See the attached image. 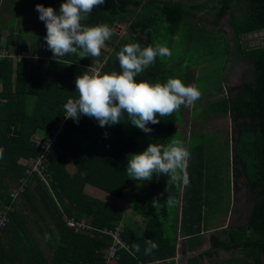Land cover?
Returning <instances> with one entry per match:
<instances>
[{
    "label": "trees",
    "instance_id": "trees-1",
    "mask_svg": "<svg viewBox=\"0 0 264 264\" xmlns=\"http://www.w3.org/2000/svg\"><path fill=\"white\" fill-rule=\"evenodd\" d=\"M31 1L28 9L20 4L10 11L3 8L5 0H0V49L26 50L36 56L16 61L15 92L8 93L7 101L0 100V112H5L3 117L0 113V214L6 216L0 224V264H107L105 254L118 226L130 251H136L131 231L120 226L124 210L88 195L86 183L114 195H129L128 205L147 219L143 237L148 242L156 240L159 246L168 242L174 252L180 230L188 240L202 243L209 211L219 201L211 193L222 173L216 164L220 158L227 161L226 171L233 173L230 227L212 232L211 247L197 259L223 249L232 253L230 264H264V39L254 36L264 31V0H104L93 6L88 17L90 23L112 28L100 55L66 54L61 63L46 47L45 25L35 9L40 3L56 10L60 0ZM5 12L11 18L1 22ZM117 25L125 27L124 35ZM4 30L9 31L6 37ZM178 40L182 51L175 47ZM132 41L142 47L161 44L170 50L169 56L156 57L135 79L162 82L175 76L185 84L209 83L212 90L225 81L224 64L217 71L218 79L215 73L197 77L196 69L205 62L230 59L232 66L239 67L238 83L216 98L201 90L193 105L160 117L149 133L126 122V113L121 117L125 121L104 127L80 115L64 127L60 147L49 151L47 179L34 172L21 183L26 167L19 160L39 154L34 136L47 139L57 126L63 103L78 95L75 77L83 71L90 73L88 67L101 61L102 73L120 71L116 53ZM15 70L13 59H0L4 87L0 97L12 87ZM30 95L35 96L31 106ZM183 111L189 112L190 120L202 121L201 126L211 117L229 114V162L227 150L214 146V136L190 127V155L184 171L187 183L182 178L169 182L165 175L153 174L142 182L127 176L128 153L142 151L152 141L179 140L184 145L183 128L188 120ZM240 191L243 194L238 197ZM153 198L158 199L156 207ZM66 217L86 226L76 230ZM118 252L130 255L126 249Z\"/></svg>",
    "mask_w": 264,
    "mask_h": 264
},
{
    "label": "clouds",
    "instance_id": "clouds-1",
    "mask_svg": "<svg viewBox=\"0 0 264 264\" xmlns=\"http://www.w3.org/2000/svg\"><path fill=\"white\" fill-rule=\"evenodd\" d=\"M104 0H60L58 9L51 5L37 3L35 9L38 19L45 25V41L52 58L61 63L66 54L78 57H97L105 41L112 35V28L104 23H85L93 6L103 4ZM170 55L168 47L155 44L141 46L138 42L125 43L116 53L120 71L87 72L83 71L74 79L75 98L69 97L62 108L65 118L74 121L80 115L96 120L99 126L112 125L123 120L144 133L151 131V125L178 110L181 106H191L200 96V90L185 84L175 76L164 81L150 82L135 79L144 68L152 64L156 57ZM71 62V61H70ZM63 63V64H68ZM189 151L179 140L167 143L149 142L139 152L128 153L125 166L126 175L137 182L156 176L165 175L169 182L182 178L188 163ZM158 199H152L157 206ZM139 250L138 245H133ZM157 247L155 242H148L144 249L147 254Z\"/></svg>",
    "mask_w": 264,
    "mask_h": 264
},
{
    "label": "crops",
    "instance_id": "crops-1",
    "mask_svg": "<svg viewBox=\"0 0 264 264\" xmlns=\"http://www.w3.org/2000/svg\"><path fill=\"white\" fill-rule=\"evenodd\" d=\"M118 27H122V25H117L116 28ZM260 34L262 33H255L254 36H259ZM209 63L210 62H205L199 65V67L196 69L197 77L206 75L209 72V70L212 69ZM230 65L231 64L229 61V64L225 67L224 77L226 78L227 74H229L230 76L229 78L231 79ZM15 68H16V61L14 60V70ZM234 68H235L234 70L235 73H233L232 77H233V80L236 81L239 78L237 75H239L240 73L237 74L239 67H234ZM204 70H207V71L202 73V71ZM16 76L17 74L15 70L12 74V87H9L10 90H6L7 94L0 97V100L2 102L7 101L9 97L8 93L15 92ZM221 83H222V87L215 88L217 91V94H213L214 91L212 92L211 90H209L210 89L209 83H201L196 86L195 81H193L192 85L196 86L199 90L200 88L202 89V87H204L202 89V92L204 93V95H211L212 98L213 97L215 98L219 95L225 94L227 92L226 91L227 88L234 85L235 83H238V81L235 83H230L227 86L224 85V81H222ZM3 89H4L3 84L2 82H0V92H2ZM34 98H35L34 95L32 96L30 95V97L27 99L29 101V105L33 102ZM30 106H29V109H30ZM0 113H2V117L5 115V112L1 111ZM229 121H230V139H227V140L224 139L222 142L215 141L214 143V146L217 149L221 148V149L227 150L228 162L231 157V144H232L231 118ZM189 129L190 127L188 125L187 126L185 125L183 128V133L185 135L184 146L186 148L188 144ZM34 138L38 140L39 138H41V136L39 134H36ZM29 160L30 159L22 158L19 160V162L25 165ZM69 169L71 171L74 170L73 166L71 165H69ZM183 175L184 173L181 176ZM227 178L229 180V186L226 188V191H225V197H226L227 204L225 206H221L222 208H219V206L216 204H213V206L211 207V210L209 211L208 217L205 221V228L203 229L204 231L201 232L204 238L202 243L200 242L197 243L194 240L193 241L188 240L186 237L183 236L182 233H180V230H179V233H178V236L175 242L176 245L174 248V252H173V249H171V247L168 245L169 244L168 242H165L161 246H159L156 240L151 239L153 241H149V242H155L157 247L155 249H152L147 254L144 252V249L147 246L148 241L145 240V238L143 237V233L146 228L147 219L140 212H138L135 208L128 205V201L130 200L129 195L123 196V197L114 195L91 183H86L84 185V191L88 195L99 198L107 203L120 207L124 210V217L120 223V226L121 224H123L124 227H128V229L131 231V235H132L131 237H133L131 239L134 240L136 245H138L139 247V250L130 251V245L121 238V240L123 241V246L121 248L129 250L130 255L129 254L122 255L120 254V252H117L115 257L111 258L108 262L106 260V263L107 264H230V257H232V253H230V250L220 249L216 254H214L211 257H206L205 259H201V260L197 259V257L201 253H203L204 251L208 250L211 247L210 235L212 232L220 231L224 228L230 227V221L232 218V206L234 203V194H235L233 173L230 169L227 172ZM215 187H216V190H214L211 193V196L219 198L220 190L217 187V185ZM181 191H182V188H181ZM180 205H181V202H180ZM141 236L143 237L144 240L137 239Z\"/></svg>",
    "mask_w": 264,
    "mask_h": 264
},
{
    "label": "rangeland",
    "instance_id": "rangeland-1",
    "mask_svg": "<svg viewBox=\"0 0 264 264\" xmlns=\"http://www.w3.org/2000/svg\"><path fill=\"white\" fill-rule=\"evenodd\" d=\"M32 1L31 0H25L23 3H21V0H5L4 2V6L3 8H6L10 11H13L14 9L18 8L21 4V7L22 8H26L28 9L31 5ZM5 18H3L1 20V22H3L4 20H9L11 18V14L5 12V14H2ZM85 23H90L89 20L87 19L85 21ZM225 27L230 30V27L229 25H225ZM119 33L121 35H124L126 30H125V27H118L117 28ZM9 31L8 30H4L3 31V35L6 37L7 33ZM257 40H263L264 39V33L260 34L259 36H255ZM179 38V37H178ZM177 45V46H176ZM175 45L176 49L178 51H182V44L179 43V40L177 41V44ZM229 61H226L224 62L223 59H219V60H215L213 62H210V66H211V70H209L208 73H215L216 75H218V72L219 71L218 69L221 68L222 64H224V66L226 67L228 64H229ZM230 64L232 65V63L230 62ZM230 65V74H231V79L229 78V74H227L226 78H225V81H224V85L227 86L228 84L230 83H235L237 82L238 80H233V73H235V68L234 66H231ZM207 70H204L202 71V73L206 72ZM238 74V72H237ZM236 76V75H235ZM239 77V75H237ZM220 76L218 75L216 77V79H218ZM235 78V77H234ZM204 87H202L203 89ZM200 88V91L202 90ZM213 92V94H217V91L215 88H212L211 90ZM220 96V95H219ZM210 98H212L211 95H209ZM218 97V96H217ZM214 98V97H213ZM216 98V97H215ZM187 108H189V106H187ZM193 113V111H192ZM196 113V112H195ZM183 114H184V118L185 120H188V123H186V126L188 125L189 127H192L194 128L196 131H205L209 134H211L212 136L215 137L216 139V142L220 141L222 142L224 139H230V118H229V115L228 114H222V115H219L217 117H211L209 118L206 123L201 126V122L202 121H192L190 120V114L188 111H183ZM225 162L227 164V161L224 160V159H218L216 161V164L219 166L220 170L222 173H220L219 177L216 179V182H215V185H217V187L219 188L220 190V197H219V201H218V206L219 208H222L221 206H225L227 204L226 202V197H225V191H226V188L229 186V180L227 178V171H226V166H225ZM215 190H216V187H215ZM243 194L242 191H240L237 196L240 197L241 195ZM212 203H213V198L211 199Z\"/></svg>",
    "mask_w": 264,
    "mask_h": 264
},
{
    "label": "built area",
    "instance_id": "built-area-1",
    "mask_svg": "<svg viewBox=\"0 0 264 264\" xmlns=\"http://www.w3.org/2000/svg\"><path fill=\"white\" fill-rule=\"evenodd\" d=\"M4 57H9L15 61L20 60L21 58L28 57V58H34L36 57L35 55H32L30 52L26 50H21V51H12L8 50L6 48L0 49V59ZM104 64V61L97 62L93 66H89L90 73L91 72H97V73H102V65ZM73 121L71 117L65 118L64 115L60 118L58 121V124L56 127H54L51 130V133L47 137V139H42L39 138L37 140L39 144V154L35 157L30 159L26 164H25V175L23 178H21V183L25 184L27 181V177L31 175L34 172H37L44 180L47 179V171H46V165H47V155L49 151L52 148L58 147L59 146V138L60 134L62 133L64 127L67 125V123ZM60 147V146H59ZM21 187V186H20ZM17 192V191H16ZM2 214V215H1ZM0 217V224L3 225L6 220V216H3L4 212L1 213ZM67 224L71 227H74L76 230L79 228H84L86 224L84 222H76L73 219H69L66 217ZM119 229L120 227H117L115 231L112 232V236L114 238V242L111 246L107 248L105 257L107 262L115 257L117 254L118 250L123 246V241L121 240L120 234H119Z\"/></svg>",
    "mask_w": 264,
    "mask_h": 264
},
{
    "label": "water",
    "instance_id": "water-1",
    "mask_svg": "<svg viewBox=\"0 0 264 264\" xmlns=\"http://www.w3.org/2000/svg\"><path fill=\"white\" fill-rule=\"evenodd\" d=\"M259 33H264V31H261V32H259Z\"/></svg>",
    "mask_w": 264,
    "mask_h": 264
}]
</instances>
